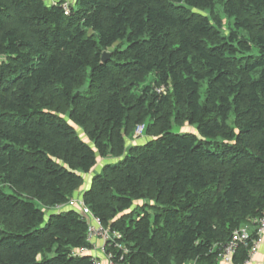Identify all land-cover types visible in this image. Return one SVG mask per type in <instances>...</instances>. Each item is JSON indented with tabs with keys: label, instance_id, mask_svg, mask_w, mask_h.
Segmentation results:
<instances>
[{
	"label": "trees",
	"instance_id": "1",
	"mask_svg": "<svg viewBox=\"0 0 264 264\" xmlns=\"http://www.w3.org/2000/svg\"><path fill=\"white\" fill-rule=\"evenodd\" d=\"M90 173L115 262L222 264L264 212V0H0V264H96Z\"/></svg>",
	"mask_w": 264,
	"mask_h": 264
},
{
	"label": "built area",
	"instance_id": "2",
	"mask_svg": "<svg viewBox=\"0 0 264 264\" xmlns=\"http://www.w3.org/2000/svg\"><path fill=\"white\" fill-rule=\"evenodd\" d=\"M64 8L68 12V3H65ZM144 124L138 125L136 128V134L142 135L144 132ZM70 205H79L81 207V212L88 218V239L93 241L94 238H101L104 241V252L105 245L107 243L114 244L116 238L120 237L118 232L111 231L110 228L104 226L99 217H96L91 209L79 199H72L69 202ZM251 240V246L249 251V257L244 264H249L252 262L253 257L258 253L260 246L264 242V212L260 217L255 219L250 225H243L234 231L232 238L227 242L219 253V262L222 264H235L233 262L234 255L241 244L247 245L248 241ZM118 245V243L116 244ZM121 247V245H118ZM125 250V249H124ZM126 252V250H125ZM108 259V264H121L117 263L112 259L110 254H106ZM96 264H101L96 260ZM264 264V263H263Z\"/></svg>",
	"mask_w": 264,
	"mask_h": 264
},
{
	"label": "rangeland",
	"instance_id": "3",
	"mask_svg": "<svg viewBox=\"0 0 264 264\" xmlns=\"http://www.w3.org/2000/svg\"><path fill=\"white\" fill-rule=\"evenodd\" d=\"M48 3H52L53 1L55 0H46ZM68 2H71L73 0H67ZM215 12H216V15H219L222 19H223V23H224V28L225 30L230 27L231 25H233V21L232 19H229L228 16L225 14L224 12V9L222 6L220 5H217L216 8H215ZM210 13V12H209ZM179 131H193L194 130V127L190 126V125H185V126H182V127H179L177 128ZM81 131V134L84 135V133ZM148 137V134H145L143 132L142 135H137L136 134V130L134 132V135L132 137V139H128V144L130 143H135L136 141L137 142H142L144 141L146 138ZM109 161H114V158H106V159H100L99 158V163L96 167L97 170L101 169L102 166H104V164H106L107 162ZM86 177V182H85V185L83 188L79 189V191L77 192V194H75V198L76 199H80L81 198V193L88 187L89 183H90V179H92V173L88 174L85 176ZM85 188V189H84ZM4 189L6 191H9V187L8 186H5ZM84 189V190H83ZM68 206H65V207H58V208H45L46 212H47V216H50V214L52 213H55V212H59V211H62L63 209L67 208ZM100 238V237H99ZM101 239V238H100ZM103 241V239H102ZM104 242V241H103ZM189 264H194V263H189Z\"/></svg>",
	"mask_w": 264,
	"mask_h": 264
},
{
	"label": "crops",
	"instance_id": "4",
	"mask_svg": "<svg viewBox=\"0 0 264 264\" xmlns=\"http://www.w3.org/2000/svg\"><path fill=\"white\" fill-rule=\"evenodd\" d=\"M74 207L80 209L79 205H75ZM91 243L93 245V248L86 252L94 255V257H96V259L101 264H108V259L104 253V242L102 241V239L94 238ZM263 263H264V242L260 246L258 253L253 257L252 262L249 264H263Z\"/></svg>",
	"mask_w": 264,
	"mask_h": 264
},
{
	"label": "water",
	"instance_id": "5",
	"mask_svg": "<svg viewBox=\"0 0 264 264\" xmlns=\"http://www.w3.org/2000/svg\"><path fill=\"white\" fill-rule=\"evenodd\" d=\"M110 57V54L109 53H104V56H103V59L106 60Z\"/></svg>",
	"mask_w": 264,
	"mask_h": 264
}]
</instances>
